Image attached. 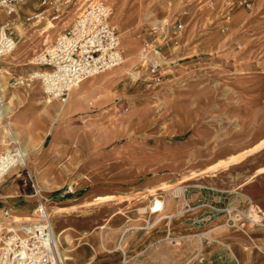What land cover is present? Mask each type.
<instances>
[{
    "label": "rangeland",
    "instance_id": "1",
    "mask_svg": "<svg viewBox=\"0 0 264 264\" xmlns=\"http://www.w3.org/2000/svg\"><path fill=\"white\" fill-rule=\"evenodd\" d=\"M88 1L72 0L59 24L69 27ZM106 1L124 61L80 82L64 103L46 101L38 80L27 88L12 84L46 68L38 56L63 31L53 37L49 17L24 30L23 17L14 21L17 45L0 57V98L9 109L0 113V153L15 148L6 132L10 122L27 165L0 181V236L8 226L3 210L42 203L52 229H66L58 246L62 264H122L119 248L126 264H237L221 232L233 207L227 198L235 189L248 194L238 184L264 165V145L250 151L264 138V0H246L249 6L230 0L226 18L223 4L210 8L203 0ZM6 19L0 7V25ZM158 26L167 46L150 34ZM146 42L159 63L155 74L142 59ZM41 124L48 138L32 143ZM236 153H242L237 161L206 170ZM111 194L127 196V212L112 216L105 201L89 205ZM154 198L162 211H151ZM246 201L250 221L241 222L264 225V215ZM34 209L26 217L9 213L34 221Z\"/></svg>",
    "mask_w": 264,
    "mask_h": 264
},
{
    "label": "built area",
    "instance_id": "2",
    "mask_svg": "<svg viewBox=\"0 0 264 264\" xmlns=\"http://www.w3.org/2000/svg\"><path fill=\"white\" fill-rule=\"evenodd\" d=\"M58 1L41 0L40 4L49 7L55 6ZM24 2L25 0H0V7L7 15V19L0 25V57L11 53L17 45L14 21L18 18V8ZM203 2L210 8L216 3L223 4V17H228L227 10L232 4L230 0ZM238 4L249 6L246 0L239 1ZM40 16L41 11L32 13L20 19V24L24 27ZM110 16L111 7L105 0L88 1L73 23L39 54L38 63L46 68L38 69L25 77L14 78L13 86L27 88L38 80L48 99H59L64 103L71 90L80 82L122 64L124 57L119 33L117 27L111 23ZM163 31L162 27H153L150 34L158 38L159 44L165 42L162 45L167 46L166 37L160 40ZM151 45V42H146L141 55L144 62H151L150 72L155 74L159 63H153L148 56L152 52ZM154 52L158 53L156 48ZM16 156L15 148L0 153V181L13 167L19 165ZM67 191L72 192L71 187ZM251 206L249 203L246 213L236 206L227 209L226 224L236 227L243 217L249 220ZM33 214L34 221H16L8 209L3 210L8 226L0 236V264H62L52 237V224L46 206L39 203ZM119 250L122 264H126V253L123 248Z\"/></svg>",
    "mask_w": 264,
    "mask_h": 264
},
{
    "label": "crops",
    "instance_id": "3",
    "mask_svg": "<svg viewBox=\"0 0 264 264\" xmlns=\"http://www.w3.org/2000/svg\"><path fill=\"white\" fill-rule=\"evenodd\" d=\"M40 1L41 0H25V2L22 5H20V7L18 8V12H19L18 18L19 19L22 17L24 18L27 15L41 11L40 18L33 21V23H38L49 17L51 21L52 20L55 21V29L53 30L54 34L53 35L51 34L53 37H55L57 33L62 32L66 29V26L64 25L65 22L62 24L61 23L59 24V22L63 19L62 17L64 11L71 4L72 0H59L55 6H49V7L42 6L40 4ZM22 12L24 14L23 16H21ZM20 26L22 27L23 25L20 24ZM25 28H27V25L22 27L21 29L24 30ZM20 36L21 35H19V37ZM95 78H98V76L92 78V80H94ZM79 94L80 93L78 92L76 96H79ZM73 95L74 94H72V96ZM46 101H50V99L48 100L46 99ZM61 110H63V108H61ZM59 114L60 113L58 112L56 116H59ZM40 117H39V121H40ZM44 125L45 124L39 125L38 133L34 136L35 139L32 140L33 141L32 143L42 144L47 140L48 131L45 132ZM10 127H11V123H10ZM13 134H15L14 131ZM15 137L16 136H14V138ZM53 140L54 139H52V141ZM57 143L58 141L53 142L52 144L54 145ZM258 151H260V149H257V153ZM263 168L264 165H257V168L253 170V172L249 175V177L245 178L238 184L239 185L238 188L241 189L243 188L248 194L246 193L241 194L238 191V189L233 190L234 195H231L227 198L226 201L227 206L232 205V206H237L242 210L244 209L247 210L248 202L246 201V198L248 197L249 199H251V201H253L254 203L253 205L255 206V208L259 209L261 213L264 215V169ZM251 188L253 189L252 193L250 190ZM10 193L11 190L9 189L8 191H5L4 196H9ZM198 193L200 194V192ZM198 193L196 194V197L198 196ZM111 195H113L115 199L113 200L110 199L105 201V202H110L108 205L110 207V214L112 216H115L117 213H119V210L122 212L123 211L127 212L129 206L127 203L128 200L127 196L121 194H117V195L111 194ZM117 197H122V199H116ZM34 207H35L34 203H28V204L21 203L18 205H13L8 210L14 212L15 215L17 214L18 217H26L27 214H30L32 212ZM241 221H240L241 224L238 225L237 228H229L228 225L226 227L225 226L223 227L221 232V240L223 241V244L226 245L228 248H232L235 251L236 253L235 259L237 264H264V225L254 224L252 225V227H248L246 226L245 222H241ZM172 242L175 243L176 239L173 240ZM257 256L260 258L259 262H257ZM251 258H253V260H251ZM252 261H255V263H252ZM141 262L142 263L144 262V258L141 259ZM98 264H102V263H98Z\"/></svg>",
    "mask_w": 264,
    "mask_h": 264
},
{
    "label": "bare ground",
    "instance_id": "4",
    "mask_svg": "<svg viewBox=\"0 0 264 264\" xmlns=\"http://www.w3.org/2000/svg\"><path fill=\"white\" fill-rule=\"evenodd\" d=\"M119 9V8H118ZM118 12V10H117ZM50 26H53L52 23H50L49 25H47V27H50ZM123 47V46H122ZM2 86H3V80L1 79V75H0V91L2 90ZM0 113L3 115H7L9 113V109L8 107L5 106V104L1 101V98H0ZM6 132L11 136V139H12V142L15 144V152H16V158L19 162V165L21 166H26V161H25V158H26V151L24 150V148L22 146H20V144H17V139L14 138L13 136V131L10 127V122L9 124L7 125L6 127ZM262 145H264V138H262L259 143H257V145H255L254 147H252L250 149V151H254L256 149H258L259 147H261ZM9 150V149H8ZM242 154V153H241ZM240 153H236V154H232V155H229L227 156L226 158L224 159H220L218 162H216L215 164L213 165H209L206 167V170H212V169H215L216 167H218L219 165H227L228 163H233L235 161H237L238 159H240L242 157ZM16 168V167H15ZM264 169V168H263ZM13 170V169H12ZM29 173V177L32 179V174L30 172V170H28ZM25 176V175H24ZM23 177V176H22ZM191 178V176L189 177H185L184 178V181L185 180H189ZM35 190V191H34ZM34 190L33 192L35 194H39L38 191H40V187L39 185L35 184L34 183ZM177 190H181V188H177ZM180 192V191H179ZM113 198V195H105V196H97L92 202H89V205H92V204H98L100 202H103V201H107V200H110ZM86 199V198H85ZM164 208V204L162 203L161 200L157 199V198H154L153 201L151 202L150 204V209L151 211H155V212H158V211H162ZM63 208H57V213L60 212V210H62ZM68 209V208H66ZM254 218V222L256 221L257 222V217L259 215H257V212L255 210L252 209V211L250 212ZM65 230H61V231H56L53 227L52 229V237H53V240L55 242V245L57 247V253H58V256H59V259L61 260V262L63 263V258H64V251L61 250L59 247V241H60V237L62 234H65ZM123 234V233H122ZM65 238H67V235H64ZM59 246V247H58ZM63 257V258H62Z\"/></svg>",
    "mask_w": 264,
    "mask_h": 264
}]
</instances>
